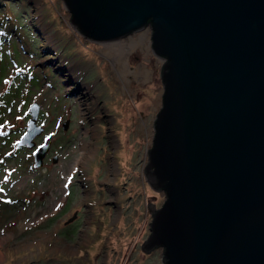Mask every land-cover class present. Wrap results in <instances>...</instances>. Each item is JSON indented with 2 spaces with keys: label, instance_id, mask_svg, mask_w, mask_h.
Here are the masks:
<instances>
[{
  "label": "rangeland",
  "instance_id": "374dc122",
  "mask_svg": "<svg viewBox=\"0 0 264 264\" xmlns=\"http://www.w3.org/2000/svg\"><path fill=\"white\" fill-rule=\"evenodd\" d=\"M70 17L62 0H0V264H163L142 245L165 200L145 177L165 60L150 26L94 44ZM35 103L42 133L19 148Z\"/></svg>",
  "mask_w": 264,
  "mask_h": 264
},
{
  "label": "water",
  "instance_id": "95a60500",
  "mask_svg": "<svg viewBox=\"0 0 264 264\" xmlns=\"http://www.w3.org/2000/svg\"><path fill=\"white\" fill-rule=\"evenodd\" d=\"M94 44L151 27L165 60L145 177L165 200L142 250L163 264H264V0H62ZM17 147L42 133L29 108ZM64 129L67 128L65 125ZM49 144L33 153L43 164Z\"/></svg>",
  "mask_w": 264,
  "mask_h": 264
},
{
  "label": "bare ground",
  "instance_id": "6f19581e",
  "mask_svg": "<svg viewBox=\"0 0 264 264\" xmlns=\"http://www.w3.org/2000/svg\"><path fill=\"white\" fill-rule=\"evenodd\" d=\"M114 43H117V42H114ZM107 44H109V43H107ZM112 46H115V44L110 45V47H112ZM114 50H115V49H114Z\"/></svg>",
  "mask_w": 264,
  "mask_h": 264
},
{
  "label": "snow or ice",
  "instance_id": "6c2138e0",
  "mask_svg": "<svg viewBox=\"0 0 264 264\" xmlns=\"http://www.w3.org/2000/svg\"><path fill=\"white\" fill-rule=\"evenodd\" d=\"M17 143H19V141H17ZM0 191H2V189H0Z\"/></svg>",
  "mask_w": 264,
  "mask_h": 264
}]
</instances>
